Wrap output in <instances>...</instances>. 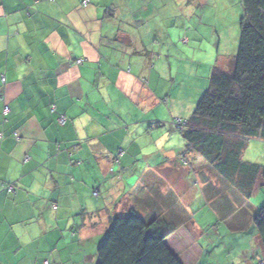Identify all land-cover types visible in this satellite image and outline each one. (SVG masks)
<instances>
[{"label":"crops","instance_id":"obj_1","mask_svg":"<svg viewBox=\"0 0 264 264\" xmlns=\"http://www.w3.org/2000/svg\"><path fill=\"white\" fill-rule=\"evenodd\" d=\"M84 1L0 0V264H97L110 219L131 209L164 221L182 264H202L207 248L187 218L194 186L232 233L251 227L235 264H264L251 200L262 180L247 196L245 172L225 175L183 138L166 150V134L149 130L163 104L172 120L192 116L214 65L227 69L236 54L218 51L239 42L242 11L230 17V0ZM202 25L216 31L207 62L196 56ZM225 139L242 142L241 162L264 166L263 137ZM172 191L184 208L164 202Z\"/></svg>","mask_w":264,"mask_h":264},{"label":"trees","instance_id":"obj_2","mask_svg":"<svg viewBox=\"0 0 264 264\" xmlns=\"http://www.w3.org/2000/svg\"><path fill=\"white\" fill-rule=\"evenodd\" d=\"M241 4L236 54L227 69L214 65L194 113L178 130L187 150L219 160L225 175L245 172L238 179L249 196L257 178L264 184V166L241 162L242 142L228 144L225 137L264 138V0ZM253 225L264 253V205L254 210ZM167 235L158 218L146 221L133 209L115 215L97 248V264H182L167 246Z\"/></svg>","mask_w":264,"mask_h":264},{"label":"rangeland","instance_id":"obj_3","mask_svg":"<svg viewBox=\"0 0 264 264\" xmlns=\"http://www.w3.org/2000/svg\"><path fill=\"white\" fill-rule=\"evenodd\" d=\"M215 1L219 2L218 0H215ZM215 1L213 5L215 4ZM230 1H231V3L229 4L230 9H231L230 17H232L233 14H236V13L239 14V12L242 11V9H240V6H241L240 0H230ZM226 27H227L226 28L227 32L225 35H227L229 31V26L226 25ZM200 31H201L200 33L205 35V39L202 42L201 41L195 42L196 45H198V47H196L195 45H191L190 48L192 47L194 49V47H196L197 48L196 56L198 58H203L204 61L207 62L209 58L214 59L216 57V52H217L218 47L216 45H212L210 42H206V34H212V33L215 34L216 31H214L213 27L209 25H205V26L202 25L200 28ZM217 31L219 32V30ZM237 33L239 34V21L237 24ZM237 46H238V41L233 42V38H232L231 43L229 45L219 47L218 52L219 54H222V50L225 48L224 50L225 55H227L226 51H228L229 53L233 50L232 52L234 53L236 52ZM190 48L188 47L189 49L188 52H191ZM181 80H183L181 81L182 83L180 82V79H179L177 80L176 84L169 80L170 84H175L172 86V89H171V92L174 95H178V96L184 95L182 93H179V91L180 90L181 92L185 91L184 89H181L182 87L180 88V85H184L183 83L186 82L185 81L186 77L182 78ZM208 83H209V74L207 76L204 86L202 87V89H200L196 100H198L199 97L206 90V88L208 87ZM168 109L169 108L165 104H163V110L161 111L154 112V110H151V109H150L151 110L150 112L148 111L150 114L148 115L150 121L156 122L155 120L157 121L159 120L158 124L157 125L153 124V126H150L149 130L152 133L153 137H156V132L158 131L166 134V137L161 143L162 146L164 145V143L166 144L165 145L166 150H169V149L178 150V148L182 145V136L176 126L177 118L172 120L171 114ZM154 159H153V162H154ZM139 162L146 164L147 158L141 157ZM179 162L181 163V160ZM138 172L135 175L129 177L130 182L134 181L135 177H137ZM189 177L186 178V181H188V183H189ZM202 193L203 192L201 189L197 191L196 187L194 186V188L191 191V194L193 196L192 201H191L192 203L190 204L192 210H191V213L188 214V217H187L188 219H190V221L193 220L195 222V226H197V228L199 229V232H201V235L200 234L198 235L199 242L200 244L203 245L204 249L207 248L208 254H205L204 252V255L202 256V259L200 262L202 264H235L236 259L239 258L237 250L241 242L248 240L245 236L247 235L251 227L247 231H239V232L232 233V231L229 228V224L226 222H223L222 219H220L215 214L214 206L212 208V205L203 199ZM175 194L176 193L172 191L171 194L168 196L167 200L164 202L166 204L170 203L171 205H173V203L174 204L176 203L177 205H179L178 202H181V199L178 196L175 197ZM251 200L254 205L258 206L256 208H259L260 206L264 205V187L261 189H258L255 192V194L251 197ZM241 207H242L241 204L235 205V211L237 213L239 212V214L245 211H247V213L250 212L249 206L243 207V208ZM181 208H184V204L182 202H181ZM181 216L184 217V214H181ZM215 250L216 252H214Z\"/></svg>","mask_w":264,"mask_h":264},{"label":"built area","instance_id":"obj_4","mask_svg":"<svg viewBox=\"0 0 264 264\" xmlns=\"http://www.w3.org/2000/svg\"><path fill=\"white\" fill-rule=\"evenodd\" d=\"M85 3L87 2V0L84 1ZM9 108L8 106H5L4 108V113L8 112ZM176 126L178 129H182L183 125H184V119L182 118H177L176 119ZM59 121L64 122L65 121V117L64 116H60L59 117ZM120 154H122V151H120ZM94 194H96V192H94ZM258 264H262V262H259Z\"/></svg>","mask_w":264,"mask_h":264}]
</instances>
